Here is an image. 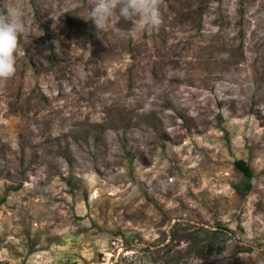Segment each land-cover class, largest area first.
I'll list each match as a JSON object with an SVG mask.
<instances>
[{
	"label": "rangeland",
	"instance_id": "374dc122",
	"mask_svg": "<svg viewBox=\"0 0 264 264\" xmlns=\"http://www.w3.org/2000/svg\"><path fill=\"white\" fill-rule=\"evenodd\" d=\"M89 4L0 0L24 21L0 264H264V0H158V27L104 35Z\"/></svg>",
	"mask_w": 264,
	"mask_h": 264
},
{
	"label": "clouds",
	"instance_id": "9594fccd",
	"mask_svg": "<svg viewBox=\"0 0 264 264\" xmlns=\"http://www.w3.org/2000/svg\"><path fill=\"white\" fill-rule=\"evenodd\" d=\"M116 16L130 24L139 20L145 27L152 28L161 22L158 0H90L88 14L83 18L93 22L98 34L108 31L120 34L112 24ZM23 31L21 10L13 6L0 12V81L11 78L15 72L18 37Z\"/></svg>",
	"mask_w": 264,
	"mask_h": 264
},
{
	"label": "trees",
	"instance_id": "16d2710c",
	"mask_svg": "<svg viewBox=\"0 0 264 264\" xmlns=\"http://www.w3.org/2000/svg\"><path fill=\"white\" fill-rule=\"evenodd\" d=\"M235 168L241 172L243 174V176L245 178H247L248 180H250L252 178V170L249 167V165L247 164V162L245 160H237L235 161ZM251 189V184L250 181H248V183L245 186V191L248 192Z\"/></svg>",
	"mask_w": 264,
	"mask_h": 264
}]
</instances>
